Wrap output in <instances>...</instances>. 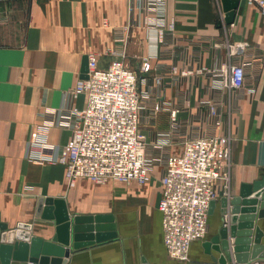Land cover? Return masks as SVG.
<instances>
[{
    "label": "crops",
    "instance_id": "crops-1",
    "mask_svg": "<svg viewBox=\"0 0 264 264\" xmlns=\"http://www.w3.org/2000/svg\"><path fill=\"white\" fill-rule=\"evenodd\" d=\"M147 7V0H0V223L7 224L8 231L20 223L31 224L33 237L52 241L56 222L37 215L41 198L64 200L71 216L114 217L115 237L80 249L70 247L69 257L61 259L64 264H222L223 253L207 245L224 227H231L232 206L224 215L223 200L230 203L244 187L264 178V13L247 0H164L162 12L175 28L165 46L146 22ZM225 40L248 45L240 58L250 66L239 97L210 91L205 76L182 74L227 62L226 47H218ZM90 56L102 70L114 61L129 65L138 75L139 89L151 94L141 116L150 155L181 151L177 143L164 150L153 145L158 133L170 130L175 111L182 124L180 135L208 132L232 137L229 190L224 192L226 182L218 181L221 194L210 206L208 234L193 243L188 261L170 258L165 246L159 208L161 166L145 185L79 179L70 187L64 165L34 158L41 152L33 146L34 134L47 138L44 151L49 156H56L71 140L72 128L58 121L71 109L86 107L85 95L73 100L70 92L88 76ZM145 61L152 66L149 72L142 70ZM173 66L179 69L176 75L171 73ZM158 77L163 78L161 84ZM211 97L223 106L219 129L211 120L200 121L201 100ZM157 103L163 108L155 114ZM257 208L249 243L237 244L245 237L229 232L227 264H242L240 256L249 258L247 263L264 260L261 255L251 258L257 228L264 247L261 199ZM238 247L248 250L236 251Z\"/></svg>",
    "mask_w": 264,
    "mask_h": 264
},
{
    "label": "built area",
    "instance_id": "built-area-1",
    "mask_svg": "<svg viewBox=\"0 0 264 264\" xmlns=\"http://www.w3.org/2000/svg\"><path fill=\"white\" fill-rule=\"evenodd\" d=\"M247 1L264 13V0ZM147 2L146 22L157 34L160 44L168 46L167 36H175V28L173 23L167 24L162 12L164 0ZM220 46L226 47L227 62L213 69L200 67L182 74L205 76L210 91L239 97L245 90L250 66L240 58L248 45L225 40ZM151 68L149 61L142 65L144 72ZM178 72V67L173 66L171 73ZM157 81L161 84L163 78L158 77ZM70 95L73 100L80 95L87 99L85 109H71L58 121L59 125L72 128L71 140L56 156H49L44 151L48 146L47 138L34 134L33 146L41 150L34 158L64 165L70 187L79 179L101 184L115 180L145 185L154 170L161 166L163 197L159 208L163 214L165 246L170 258L188 261L193 243L208 234L210 206L221 194L218 181L226 182L224 192L229 190L227 168L231 161L232 137L208 132L197 137L180 135L182 124L175 111L170 130L158 133L153 145L155 149L164 150L177 143L181 151L166 157L150 155L149 144L141 131V116L151 94L139 89L136 71L122 61H114L108 69L102 70L97 58L90 56L87 79L78 80ZM200 107L201 123L211 120L214 128L219 129L223 123L221 101L212 97L202 99ZM162 108L157 103L152 110L156 114ZM247 264H264V260Z\"/></svg>",
    "mask_w": 264,
    "mask_h": 264
},
{
    "label": "water",
    "instance_id": "water-1",
    "mask_svg": "<svg viewBox=\"0 0 264 264\" xmlns=\"http://www.w3.org/2000/svg\"><path fill=\"white\" fill-rule=\"evenodd\" d=\"M85 72L87 73V70ZM87 77L84 75L82 79H87ZM2 173L3 159L0 158V177ZM253 192H257V194L255 198H250ZM260 199L262 210L259 212V216L264 217V178L252 187H244L241 195L230 203L227 199L223 200L224 215L229 213V205L232 206L231 227H224L220 231V236L214 238L207 245L208 247L215 245V250L223 253L220 260L222 264H227V259L231 256L230 243L227 240L229 232L232 237L236 235L245 237V240L238 239L237 244L250 242V237L254 234L256 219L254 214L258 211L257 205L260 203ZM240 213L242 216H239ZM37 215L56 222V235L52 241L33 237L30 232L31 224L20 223L15 230L8 231V225L0 223V232H2V234L0 233V264H13V261L20 264H64L66 260L61 259L69 257L70 247L80 249L116 236L113 216H71L66 202L62 199L41 198L38 203ZM262 236V231L257 228L255 246L251 254L252 259H256L259 255L264 257V252H262L264 247L260 245ZM242 250L247 251L248 247L236 249V251ZM238 261L246 264L249 258L240 256Z\"/></svg>",
    "mask_w": 264,
    "mask_h": 264
}]
</instances>
